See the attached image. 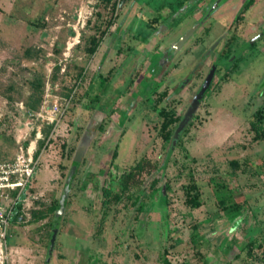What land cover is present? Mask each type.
<instances>
[{
	"label": "rangeland",
	"instance_id": "obj_1",
	"mask_svg": "<svg viewBox=\"0 0 264 264\" xmlns=\"http://www.w3.org/2000/svg\"><path fill=\"white\" fill-rule=\"evenodd\" d=\"M196 1L0 0V160L20 146L38 160L9 226L8 264L264 262L260 21L233 27L240 1L230 0L167 59L210 0ZM213 63V84L193 109ZM56 99L63 114L47 142L53 125L36 113L48 115ZM81 146L61 218L31 222L32 209L61 197ZM142 157L157 169L103 203V187L119 192Z\"/></svg>",
	"mask_w": 264,
	"mask_h": 264
},
{
	"label": "built area",
	"instance_id": "obj_2",
	"mask_svg": "<svg viewBox=\"0 0 264 264\" xmlns=\"http://www.w3.org/2000/svg\"><path fill=\"white\" fill-rule=\"evenodd\" d=\"M43 112L36 113L47 123H52L53 128L47 142L58 131L60 117L63 114V107L58 99L53 101V105ZM49 114L51 116H49ZM56 115H59L57 118ZM42 133L39 129L38 137ZM38 160L34 159L29 150L20 146L13 158L0 160V264H8V248L6 245L9 234V226L17 212L18 207L25 201L28 189L36 172Z\"/></svg>",
	"mask_w": 264,
	"mask_h": 264
},
{
	"label": "trees",
	"instance_id": "obj_3",
	"mask_svg": "<svg viewBox=\"0 0 264 264\" xmlns=\"http://www.w3.org/2000/svg\"><path fill=\"white\" fill-rule=\"evenodd\" d=\"M94 49H95V47L92 48V50H94ZM80 73H81V71H80ZM39 102H40V97L36 98L34 102H32L28 105L29 110H36ZM167 118L169 119V117H167ZM167 118H166V120H164L163 125H162V129L164 131L166 129L165 127L168 126L169 121H170V119L168 120ZM50 129H51V126H49V129L46 131V133H48ZM166 133H167V138H168L169 131ZM74 164L76 166H78L77 160L74 162ZM155 169H157V164H155L151 159H149L147 157H142L141 159H139L136 162V164H134L132 166V168L129 171H127L125 173L124 181L122 183V187H121V190L119 192H116L109 187H103V189H102V194H103L102 202L103 203H107V202L118 203L119 201H121L125 191L131 185H138L141 183V176L145 172H151V171H154ZM73 178H74V176H73ZM70 187H71V184H70ZM193 187H194V185L191 188H193ZM60 198L53 201V205L43 204V205L39 206L38 208L32 209L30 221L31 222L40 221L42 219L47 218L51 213H53L55 221L58 222L61 217L56 215V210L60 207ZM67 201L68 200L65 201V205H66ZM188 201H190V203L193 206H199L201 203L199 193L198 192H196V193L189 192L188 193ZM222 202L224 203V205L226 204L225 201H222ZM53 226H54V228H56L57 224H54ZM52 232H53V229L50 233L51 235H52ZM165 264H171V263L168 259H166Z\"/></svg>",
	"mask_w": 264,
	"mask_h": 264
},
{
	"label": "flooded vegetation",
	"instance_id": "obj_4",
	"mask_svg": "<svg viewBox=\"0 0 264 264\" xmlns=\"http://www.w3.org/2000/svg\"><path fill=\"white\" fill-rule=\"evenodd\" d=\"M202 1L203 0H197L196 2H195V5H197L198 3H202ZM217 0H210L208 3H207V5H206V7H205V9H203V13L199 16V18L198 19H196L195 21H193V23H191V25L189 26V27H187L184 31H183V34L180 36H178V38L177 39H175V41H173L171 44L169 43V46L167 47V49L163 52V56H167V59H170V57L171 56H174V52H176V53H178L183 47H184V45L187 43V41L189 40V38L197 31V29L198 28H200L201 26H202V24L211 16V15H213L214 13H216L218 10H220L219 8L221 7L222 8V5L224 4V3H227V2H229L230 0H224V2H222L221 3V5H219L216 9H214L209 15H207V13H208V11H209V9H210V7L216 2ZM240 1V8H239V10H237V13L235 14V16H233V17H231V20H232V24H233V27H235V23L236 22H240V21H244L246 18H247V20H254V21H256V22H259L260 21V32H258L257 33V35H258V37H259V39L258 40H261V42L260 43H262V44H260V47H264V18H257V17H252L251 15H252V13L250 12V13H248L249 12V10L251 9V7H252V5L254 4V2L256 1V0H239ZM180 1H178V3H179ZM179 6H181L182 7V4L181 3H179ZM181 7H179L180 8V10H182L181 9ZM193 8H195L194 7V5H193ZM191 10V9H190ZM192 11V10H191ZM216 11V12H215ZM182 12V11H181ZM175 14V13H174ZM174 14H171L172 16H170V18L171 17H173V16H176V15H174ZM264 15V14H263ZM163 17V16H162ZM176 20V19H175ZM202 21V22H201ZM199 22H201V23H199ZM199 23V25H197ZM196 26V27H195ZM254 26V25H253ZM195 27V28H194ZM194 28V30L192 31V33H191V35L188 37V39L183 43V45L177 50V51H174L172 48H173V46H174V44H175V42H177L182 36H184L188 31H190L191 29H193ZM258 29V28H257ZM258 37H255V38H258ZM223 36L221 35V36H219L216 40H215V42L209 47V49L207 50V52L209 51V50H211L212 48H214V47H216V46H218L220 43V40H223ZM255 38H251L246 44H247V46H252L253 44H255ZM239 51V50H238ZM212 67L209 69V71H208V73L206 74V76L204 77V79L202 80V82L199 84V87L197 88V90H196V92H195V96H194V98L193 99H195V97H196V95L198 94V92L200 91V89H201V87L203 86V84H205V82L207 81V80H209V82L207 83V85H206V87H205V90H204V92H203V94H202V97H201V100L206 96V94H207V91L210 89V87L212 86V84H213V79L215 78V74H216V67H215V63H213L212 65H211ZM194 69L195 68H193V71L190 73V75L189 76H192V75H194L193 73L195 72L194 71ZM189 76H188V78H189ZM194 101V100H193ZM192 104V103H191ZM235 163V162H234ZM249 243V242H248ZM249 244H252L253 245V243H249ZM249 247V249H248V252H246L248 255H250V257H253V256H255L254 254H253V251H252V246L251 245H249L248 246ZM261 259V258H260ZM256 264H264V262L263 261H261V262H259V263H256Z\"/></svg>",
	"mask_w": 264,
	"mask_h": 264
},
{
	"label": "water",
	"instance_id": "obj_5",
	"mask_svg": "<svg viewBox=\"0 0 264 264\" xmlns=\"http://www.w3.org/2000/svg\"><path fill=\"white\" fill-rule=\"evenodd\" d=\"M224 2V0H217L209 9L207 15H209L214 9H216L219 5H221V3ZM202 22V21H201ZM199 22V23H201ZM199 23L197 25H199ZM196 27V26H195ZM194 27V28H195ZM191 29L190 31H188L184 36H182L177 42H175L174 46H173V50L174 51H177L182 45L183 43L188 39V37L191 35L192 31L194 30ZM209 82V80H207L205 82V84H203V86L201 87L200 91L198 92V94L196 95L192 105H191V108L195 109L199 103V101L201 100V97H202V94L205 90V87L207 85V83ZM82 148H84V146H81L78 151H77V154H76V160L78 161L79 160V157L80 155L82 154ZM75 167L76 165L74 164L71 168V171L68 175V178L65 182V186L63 188V191H62V194H61V198H60V207L58 208V210L56 211V215L57 216H61L62 213L64 212L65 210V201L69 195V191H70V184H71V181H72V178H73V174H74V171H75ZM56 235H57V229H53V232H52V235H51V238H50V243H49V249H48V253H47V260L50 259L51 255H52V252H53V249H54V244H55V241H56Z\"/></svg>",
	"mask_w": 264,
	"mask_h": 264
},
{
	"label": "crops",
	"instance_id": "obj_6",
	"mask_svg": "<svg viewBox=\"0 0 264 264\" xmlns=\"http://www.w3.org/2000/svg\"><path fill=\"white\" fill-rule=\"evenodd\" d=\"M262 5H264V0H256L255 2H254V4L252 5V7H251V9L249 10V12L248 13H252V17H257V18H264V15H261V12H260V10L259 11H256V14H254L252 11L255 9L256 10V8L257 7H259V6H262ZM35 209V208H34ZM58 210V209H57ZM56 210V211H57Z\"/></svg>",
	"mask_w": 264,
	"mask_h": 264
}]
</instances>
